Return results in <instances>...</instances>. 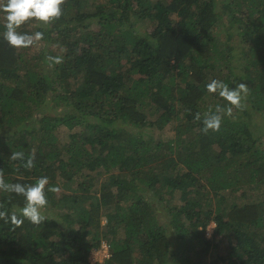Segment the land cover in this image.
I'll list each match as a JSON object with an SVG mask.
<instances>
[{
    "label": "trees",
    "instance_id": "obj_1",
    "mask_svg": "<svg viewBox=\"0 0 264 264\" xmlns=\"http://www.w3.org/2000/svg\"><path fill=\"white\" fill-rule=\"evenodd\" d=\"M61 7L51 23L18 29L44 33L33 53L36 42L7 44L0 11V173L10 183L49 178L42 223L0 219V264H264V0ZM224 16L236 46L214 34ZM212 79L248 93L205 133L204 115L227 103L207 92ZM169 124L165 141L144 133ZM15 151L34 154L35 166L12 160ZM23 205L0 191V210ZM103 240L110 256L90 262Z\"/></svg>",
    "mask_w": 264,
    "mask_h": 264
},
{
    "label": "clouds",
    "instance_id": "obj_2",
    "mask_svg": "<svg viewBox=\"0 0 264 264\" xmlns=\"http://www.w3.org/2000/svg\"><path fill=\"white\" fill-rule=\"evenodd\" d=\"M63 3L64 0H0V11L5 14L4 40L13 48H27L33 45L34 42L42 40L44 37L42 31L28 34L22 33L18 29L29 21L34 20L47 25L58 19L63 14L61 7ZM49 59L54 63L62 62V57L59 56L50 57ZM205 88L207 92L217 94L227 102L225 105L217 104L214 110H209L204 115L202 120L203 132L207 133L209 130L219 131L223 115H230L233 107L236 109L243 107L242 102L248 93V85L240 82L235 83V87H230L222 80L212 79L206 83ZM194 118L200 120V113L197 112ZM10 158L21 161L22 166L26 168L35 166L34 154L25 158L23 151H15L11 153ZM46 185H49L47 176L38 177L35 183L25 184L20 182L10 183L0 173V191L16 194L23 197L24 200V205L19 208L18 212L9 213L7 210H0V219H4L15 226L22 225L25 219L37 225L42 223L45 219L42 215V209L48 205ZM47 191H59V188L49 186Z\"/></svg>",
    "mask_w": 264,
    "mask_h": 264
},
{
    "label": "rangeland",
    "instance_id": "obj_3",
    "mask_svg": "<svg viewBox=\"0 0 264 264\" xmlns=\"http://www.w3.org/2000/svg\"><path fill=\"white\" fill-rule=\"evenodd\" d=\"M227 22H228L227 17L226 16L222 17L220 19V22H218L216 24L214 34L220 38V40L222 41V43H225V44H228V45H232V46H236L240 42V37H234V38L232 37V39H230L229 37L228 38L226 37L231 32V30H232V29H229L227 27V25H228ZM36 43H37L36 46H33L32 48H30V49H33L31 51V53L35 52L36 50H39L44 45L43 42H41V41H36ZM258 114L259 113H255V119H254L255 120V123H261L262 122V119L263 118H261L260 115L259 116H256ZM69 133H70L69 130L61 127L60 132L58 134V137H59V139L62 142H64V141H66L68 139ZM144 133L146 135L147 134H149V135L152 134V135H155V136L158 135V137H160L161 140H164V141L167 140V139L173 138V136H174L173 125H171V124L167 125L163 130L145 129L144 130ZM61 190H64V189H61ZM176 200H177L176 197H173V199L172 198H167V201L168 202L166 204L176 203L177 202ZM102 221L105 222V218L102 219ZM163 221H165V220H163ZM213 224L214 223H210V225L208 226V229H212L211 227H213ZM222 240H223V236L222 235L217 236V237L214 238V242L216 244V247H215L216 248V251H215V253H219L220 254V253H225L226 252L227 249L225 250V243H223ZM188 252H189V255H192L193 254V252L190 251V250ZM89 255H88V257H89ZM95 256L97 257L96 254H93L92 253V255H90L91 260H97V259H99L98 257L96 258Z\"/></svg>",
    "mask_w": 264,
    "mask_h": 264
},
{
    "label": "built area",
    "instance_id": "obj_4",
    "mask_svg": "<svg viewBox=\"0 0 264 264\" xmlns=\"http://www.w3.org/2000/svg\"><path fill=\"white\" fill-rule=\"evenodd\" d=\"M211 228H213V227H211ZM211 233H212V229H207V233L206 234H207L208 237L210 236ZM92 253L96 254L99 259L91 260L90 255H92ZM89 254L90 255L88 257V260L90 262L94 263L96 261H103L105 258H108L110 256V246H109V244L106 241H102L101 245L99 247H97V248H93L90 251Z\"/></svg>",
    "mask_w": 264,
    "mask_h": 264
}]
</instances>
